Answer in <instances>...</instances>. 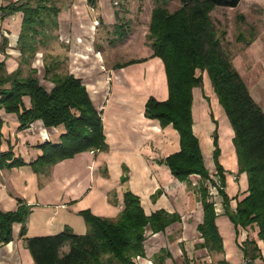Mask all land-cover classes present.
<instances>
[{
  "label": "crops",
  "instance_id": "0c3cea01",
  "mask_svg": "<svg viewBox=\"0 0 264 264\" xmlns=\"http://www.w3.org/2000/svg\"><path fill=\"white\" fill-rule=\"evenodd\" d=\"M15 1L18 0H0V7ZM57 4L64 6L61 5L63 3ZM67 4L70 7L58 15L57 35L62 44L59 50L55 46L53 50L63 57L64 72L81 78L94 105L103 111L108 147L96 152L78 153L51 166L45 173H36L29 165L0 168V210H16L20 205L18 199L29 206L30 213L26 219V236L29 237L55 234L66 226L77 234H84L88 226L80 213L82 210L89 209L95 215L116 219L124 207V193L131 191L139 196L147 215L163 210L178 217L162 231L147 230L145 256L136 258L140 261L136 260L137 264H174L175 259L179 258L181 264H213L210 259L212 257L217 259L218 264L222 260L228 264H246L242 246L247 240L256 241L260 257L255 262L264 264V242L258 237V226L252 225L256 228L254 239L244 233L243 242L239 244L237 238L241 230L246 228L239 227L236 231L226 214L224 198L218 191L220 207H217L215 194L208 189L209 199L215 205L216 224L222 235L224 248L223 251L214 252L201 245L204 239L198 231V225L202 223L204 216L201 195L203 180L200 175L193 174L188 180L182 181L161 162L180 150V135L171 124L161 126L157 119L145 115L149 97L154 96L161 101L168 98L167 76L162 59L157 56L152 58L151 46L144 45L145 48L141 49L138 56L148 58L147 61L136 66L117 68L118 62L107 61L108 57L94 42L102 16V13H96L97 5L91 6L90 10L84 2L79 4L76 0H71ZM10 16L14 18L12 21L9 20ZM22 20V12L2 17L0 11V28L9 31L8 37L13 36L12 42L16 43V49L12 50L17 57L20 56L17 42ZM112 20L109 16L103 23ZM18 66L19 61L15 58L7 62L9 72L16 70ZM36 69L40 83L51 90L54 84L43 79L45 67ZM199 88L193 89V131L199 138L205 167L213 177L216 164L211 133L218 129V159L225 174L224 191L229 197V208L234 210L238 201L248 194L247 174L239 172L231 124L228 127V140L224 144L222 132L217 127L219 121L213 115L216 125L212 115L208 117L209 104L207 105V99L204 98L206 95H202ZM196 94L201 97L199 103L205 105L206 116L202 111L200 115L197 114L196 106L199 104L195 102ZM215 95L219 101L216 93ZM24 102L26 107H31L29 96L24 98ZM0 120V153L11 150L14 157H22L26 162H31L42 154L40 144L45 141L59 142L61 134L66 131L63 124L46 127L41 120L21 129L18 115L7 113L4 109L0 110ZM22 227L23 223L15 222L12 241L0 243V264H35L20 235ZM231 231L234 253L238 255L236 262L232 259L234 255L231 257L227 254V241L225 242L226 232Z\"/></svg>",
  "mask_w": 264,
  "mask_h": 264
},
{
  "label": "trees",
  "instance_id": "16d2710c",
  "mask_svg": "<svg viewBox=\"0 0 264 264\" xmlns=\"http://www.w3.org/2000/svg\"><path fill=\"white\" fill-rule=\"evenodd\" d=\"M95 4L97 0H88ZM182 10L171 16L156 11L152 17L150 46L154 57H160L165 66L168 98L149 97L145 115L157 119L161 126L171 124L180 135V150L164 158L172 174L180 180L200 175L203 221L198 231L204 239L202 247L210 251H223V238L216 224L214 202L209 199L208 182L216 186L223 196L226 214L236 227L258 226V237L264 242V109L252 96L250 89L232 60L223 50L209 17L211 6L235 7L240 0H180ZM2 17L23 13L17 47L20 65L12 72L0 63V110L16 113L20 128L29 127L41 120L46 127L63 124L66 131L60 141H45L39 145L42 154L26 162L14 157L12 151L0 153V168L29 165L36 173H45L56 163L84 151L106 149L103 111L94 105L86 85L72 73L59 72L58 62L45 64L44 80L54 84L47 90L36 76V68L24 74L23 63L31 64L37 51L46 47L50 32L58 30L60 8L54 0H18L0 7ZM124 37L125 35H121ZM136 61V60H135ZM206 70L219 103L224 109L234 131L239 172L248 178V194L234 210L228 206L225 174L219 162V134L213 132V158L216 173L212 177L205 167L198 136L193 131V89L204 84L202 73ZM200 71V73H198ZM29 96L31 107L24 98ZM213 120L214 119L212 114ZM0 120V141H1ZM14 211L0 210V243L13 239V224L23 223L21 237L35 264H137L136 258L145 256L144 242L147 230L162 231L178 217L160 210L147 215L139 196L131 191L124 193V207L116 219L105 218L82 210L80 213L88 226L84 234H77L69 226L62 231L40 236H26V219L30 208L22 200ZM69 250L64 251V246ZM246 264H258L260 248L255 240L242 246ZM166 252V251H165ZM167 253V252H166ZM170 256V255H168ZM220 264H228L225 260Z\"/></svg>",
  "mask_w": 264,
  "mask_h": 264
},
{
  "label": "rangeland",
  "instance_id": "374dc122",
  "mask_svg": "<svg viewBox=\"0 0 264 264\" xmlns=\"http://www.w3.org/2000/svg\"><path fill=\"white\" fill-rule=\"evenodd\" d=\"M70 1L56 0L55 3L61 12L70 7L67 4ZM76 2L79 4L84 2L89 6L90 10L91 6L94 5L88 0H76ZM57 3H63L61 5L64 6H59ZM95 4L99 10V13L98 10L96 11L97 15L102 13V16L100 18L101 25L96 29L97 33L94 42L105 56L108 57L107 61L118 62L117 68L131 65L136 66L148 60V58L138 55L141 49L145 48L144 45H150L148 35L150 34L152 17L156 15L155 10L162 11L161 13H165L166 17L182 10L180 0H97ZM90 12L92 13V11ZM109 16L113 18L112 22L104 24V20H107ZM209 17L223 50L242 75L252 96L264 109V0H240L239 4L235 7L213 5L209 9ZM13 19V17H9L10 21ZM98 24L99 22L96 23V26ZM6 30L0 28V63H4L3 68L4 70L6 69L5 72H9L7 62L15 58L19 61L20 65L21 56L17 57V55H14L12 49H16V43L13 44V36L8 37L7 33L9 31L7 30L8 32H6ZM57 32L58 30L49 33V36L46 38L48 45L39 48L31 64L23 63L24 74L30 72L33 67L43 68L45 64L52 62L53 59L59 64V72L65 73L63 70L65 66H62L64 61L63 57L60 53L56 54L55 50H53L55 47L59 50L62 44ZM123 34L125 35L124 37L121 36ZM151 57L153 58L154 56ZM201 73L204 84L198 90L202 92V95H206L204 98L207 99V105L209 104L208 117L212 114L216 115L219 121L217 127L222 132V141L225 144L229 135L228 127H231L229 119L217 100L208 72L204 70ZM165 88L167 89L166 86ZM199 98L201 97L196 94L195 102L199 104V109L196 106L197 114L200 115V111H202V114L206 116L205 105L199 103ZM212 133L211 137L213 135ZM213 193L216 196L217 207H220L221 198L217 195V190H213ZM255 229V226H252L246 228V230H241L237 238L238 243L243 242L242 235L244 233H247L250 238L254 239L256 237ZM232 232H226L225 242L227 241V244H225L227 245V254L231 257L234 255L232 259L236 262L238 261V255L234 253ZM67 250H69L68 244L64 246V251ZM210 259L213 264H218L215 257ZM136 260L138 261L139 259ZM180 260V258L175 259L174 264H178L177 262ZM179 264H181V261Z\"/></svg>",
  "mask_w": 264,
  "mask_h": 264
},
{
  "label": "built area",
  "instance_id": "2783aa9c",
  "mask_svg": "<svg viewBox=\"0 0 264 264\" xmlns=\"http://www.w3.org/2000/svg\"><path fill=\"white\" fill-rule=\"evenodd\" d=\"M116 3H117V2H116ZM215 173H216V172H215ZM208 185H209L210 192L212 191V193H213V190H215V189L218 191V189H217L216 186L211 185L209 182H208Z\"/></svg>",
  "mask_w": 264,
  "mask_h": 264
}]
</instances>
